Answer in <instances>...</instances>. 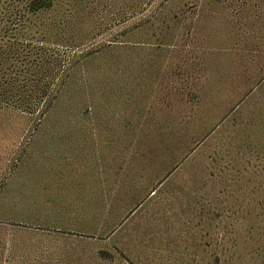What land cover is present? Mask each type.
<instances>
[{
	"label": "rangeland",
	"instance_id": "obj_1",
	"mask_svg": "<svg viewBox=\"0 0 264 264\" xmlns=\"http://www.w3.org/2000/svg\"><path fill=\"white\" fill-rule=\"evenodd\" d=\"M241 5L0 0V264H264V84L195 144L173 173L172 199L151 198L130 217L103 210L97 219L119 218L107 234L42 208L57 198L61 209L91 210L101 193L84 183L89 161L61 157L88 139L77 129L99 123L91 116L105 111L120 56L153 46L220 60L238 48L230 16ZM160 27L164 35L153 37ZM103 181L106 195L118 184Z\"/></svg>",
	"mask_w": 264,
	"mask_h": 264
},
{
	"label": "trees",
	"instance_id": "obj_2",
	"mask_svg": "<svg viewBox=\"0 0 264 264\" xmlns=\"http://www.w3.org/2000/svg\"><path fill=\"white\" fill-rule=\"evenodd\" d=\"M241 8L246 9V16L242 19V22H239L237 18L241 13ZM241 8L235 16H232L233 18L236 17L234 29L239 33V36L242 37L243 35L242 40L246 42L245 50L255 54L254 57L259 63L256 72L257 79L255 82L253 80L250 81V87L243 85L239 88L241 93L239 95L234 93L232 97L227 94L230 90L227 85L222 89L223 95L224 93L226 94L216 104L209 102L207 94H205V97L202 96V91L194 85L193 97L187 103L194 110L192 112L193 117L181 116V114L176 113L177 111L174 113V105H165V102H168L167 100H170V97L169 99H158V103L162 100L161 107L167 108L172 115L176 114V118H159L158 115L160 113L157 112L160 108L159 105L156 106V111L152 113L153 117H143V114L138 112L140 110L138 99L147 92L149 97L153 94L154 85L162 87V82L164 83L169 79L170 70L163 69L164 66L162 65L168 56L159 55L153 50L147 51V49L135 47L128 54L130 56L126 54L125 56H120L118 63L114 65L115 67L113 66L114 72L118 77L113 80V85L106 86L105 111L104 113L101 111L100 113L96 112L91 116L93 121L96 120L99 123H96L97 126L81 127V129L111 128L115 126L124 127L130 131H143L145 129L146 134L139 136L130 134L117 137L121 138V148L126 156H120L121 159H115L109 164H107L108 162H96L94 166L84 168L86 175L90 176V178L85 177L84 183L92 185L89 191L96 189L97 192L100 191L101 193H97V196L90 199L92 201L89 204L91 210L79 209L83 214L82 224L92 228L97 224L96 227L102 229L100 232L107 234L113 229L114 224L118 223L119 218L101 221L97 219V216L106 213L112 215L125 214L127 216L138 203L142 202V200L138 199L130 200L128 197H140L143 193L156 190L159 194H168L165 196L161 195V200L172 199L170 196L171 192L178 193L172 188L173 173L182 162H185L186 157L193 151L195 144L205 143L206 139L213 135V131L219 129V124L223 119L225 117L230 119L256 93L258 87L264 84V0H242ZM165 29L164 27H160L159 30L156 28L150 33L153 37H155L156 33L164 35ZM246 35L248 38H245ZM149 48H153V46ZM197 74L194 71V77ZM125 76L128 77L129 81H126ZM148 83H150V88L147 87ZM110 87L112 92H110ZM188 93L192 94L190 90ZM129 103H131V106ZM123 106L130 107L129 113H125L122 110ZM150 128H154L155 135L151 134ZM68 132L69 129H67L66 134ZM123 140L129 142L127 146ZM107 175L112 176L115 181H118V184H113V188L111 185L108 188L109 194L106 195L103 193V180L104 176ZM170 175L172 177L164 181ZM88 179H91V182H88ZM159 180H161V187L157 183ZM74 189L78 190L79 187ZM111 190L114 191L111 192ZM45 200L48 203L46 208H60L57 206V198ZM78 200L84 201L86 197ZM58 201L62 203L60 200ZM105 201L107 202L106 204ZM74 202L76 203L77 201ZM47 203L43 202L42 204L44 206ZM95 209L97 210L94 211ZM105 209L107 210L106 213L101 214ZM121 252L123 251L121 250Z\"/></svg>",
	"mask_w": 264,
	"mask_h": 264
},
{
	"label": "crops",
	"instance_id": "obj_3",
	"mask_svg": "<svg viewBox=\"0 0 264 264\" xmlns=\"http://www.w3.org/2000/svg\"><path fill=\"white\" fill-rule=\"evenodd\" d=\"M230 18L233 20L232 28H235V20L232 16H230ZM156 35H158V33H156L155 36ZM238 38H240L241 40L237 39L236 41L235 39L236 46L238 47L237 50L233 49L231 51L221 52V54H219L220 60H214V57H208L207 54H204L203 57H197L196 55L193 56V53H191L189 50H185L184 57L179 56L178 53L176 54L178 56L177 57L173 54V51L175 49L160 47L156 50H153V48H148L147 51L153 50L159 55L168 56V58L165 59V63H163L162 65L164 66L163 69H166L167 71L170 70V73L169 79H167L164 83L162 82V87L154 85L152 90L153 94L148 97L147 92L143 97H140L138 99L140 104V110L138 112L142 113L143 117H153L152 113L156 111V106L159 105L160 108L159 110H157V112L160 113L158 115L159 118H176L177 116L176 114H174L176 111V113L181 114V116L193 117L192 112L194 110L190 105H187V103H189V99H192L193 97L192 95L194 85H196L202 91V96L205 97V94H207L209 102H211L212 104L218 103L220 101V98L226 94L224 93L223 95L222 89L227 85L230 89L227 94H229L231 97L234 95V93L236 95H239L241 93L239 91V88H241L243 85H245L246 87H250V81L253 80L255 82V80L257 79L256 72L258 70L257 67L259 63L254 57V53H249L247 52V50H244L246 42L242 40L243 35L241 37L238 33ZM245 38H248L247 35L245 36ZM240 46L242 47L239 48ZM234 51L237 52V55L235 56L236 65L232 62V58H230V62H228V64L231 66H228L226 64L227 52L233 54ZM214 56L217 57L218 54H215ZM219 62H221V64ZM159 63H161V61H159ZM194 71L198 73L196 77H194ZM147 87L150 88V83L147 84ZM189 90L192 92V94L188 93ZM169 97L170 100H167L168 102H165V105H174V115H172L167 108L161 107L160 104L162 103V100H160V102L158 103V99H169ZM130 104L131 103H129V105ZM122 110H124L125 113H129L131 109L128 106H123ZM77 130H81V133L79 134L77 132L75 135H83L88 139L79 140V152H68L67 155L61 157L63 158V161L66 162V165L70 164V162H73L76 159L79 161H89L88 164L90 167L94 166V163L96 162H108L107 164H109L115 159H121L122 156H126V154H124V150L121 148V138L117 137H123L130 134H135L136 136L146 134L145 129H143V131H130L129 129H125L124 127L115 126L111 128H85ZM150 130L151 134L155 135L154 128H150ZM65 136L68 137V134H65ZM123 141L127 146L129 142L127 140ZM127 152L129 151L127 150ZM83 167H88V165ZM85 177L90 178V176L87 175H85ZM171 177L172 175L167 177L164 181L169 180ZM88 180L89 182H91V179ZM157 183L159 184V187H161V180H159ZM161 195L162 194H159L156 190H154L145 194L143 193L140 197H128L130 200L138 199L142 200V202L138 203L133 208L134 210L132 212H129L127 216L130 217L131 215H135L151 198L160 199ZM42 208L53 210L55 211L54 213H57L61 217H71L68 221L69 225L73 224V219L77 221L76 225L79 223H83V214L80 211L73 210L72 208ZM153 208L156 207L153 206ZM62 212L65 213L63 214ZM77 229H79L80 231L83 230L96 232L98 230H102L101 228L97 227H77Z\"/></svg>",
	"mask_w": 264,
	"mask_h": 264
}]
</instances>
